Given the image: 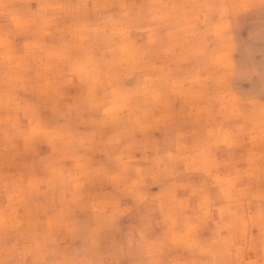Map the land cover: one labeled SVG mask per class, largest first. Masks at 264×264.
Returning a JSON list of instances; mask_svg holds the SVG:
<instances>
[{
  "label": "clouds",
  "instance_id": "obj_1",
  "mask_svg": "<svg viewBox=\"0 0 264 264\" xmlns=\"http://www.w3.org/2000/svg\"><path fill=\"white\" fill-rule=\"evenodd\" d=\"M0 264H264V0H0Z\"/></svg>",
  "mask_w": 264,
  "mask_h": 264
},
{
  "label": "rangeland",
  "instance_id": "obj_2",
  "mask_svg": "<svg viewBox=\"0 0 264 264\" xmlns=\"http://www.w3.org/2000/svg\"><path fill=\"white\" fill-rule=\"evenodd\" d=\"M241 35L243 36V33H241Z\"/></svg>",
  "mask_w": 264,
  "mask_h": 264
}]
</instances>
